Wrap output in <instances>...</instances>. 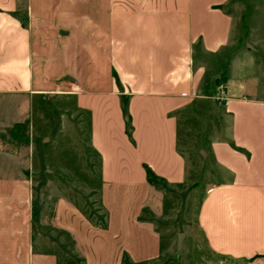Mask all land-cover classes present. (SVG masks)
<instances>
[{
	"label": "crops",
	"instance_id": "0c3cea01",
	"mask_svg": "<svg viewBox=\"0 0 264 264\" xmlns=\"http://www.w3.org/2000/svg\"><path fill=\"white\" fill-rule=\"evenodd\" d=\"M263 23L264 0H0V133L21 127L26 99L71 98L88 117L101 177L95 217L62 196L47 207L42 192L32 200L23 162L0 149V264L168 262L171 230L153 223L147 169L183 195L179 126L209 100L221 106L209 144L220 178L174 264L264 255Z\"/></svg>",
	"mask_w": 264,
	"mask_h": 264
},
{
	"label": "rangeland",
	"instance_id": "374dc122",
	"mask_svg": "<svg viewBox=\"0 0 264 264\" xmlns=\"http://www.w3.org/2000/svg\"><path fill=\"white\" fill-rule=\"evenodd\" d=\"M211 101L201 102L191 109L187 113L186 125L181 123L179 126L178 147L186 159L188 173L183 195L178 190H175L178 197L167 194L161 181L150 174L152 186L145 194L146 203L154 207V225L161 228L162 233L166 228L171 230V237L164 251L169 253V261L146 264H174L177 261L178 235L183 232L188 235L203 193L220 178L209 154V144L214 132L220 129L217 112L221 106L215 100L216 103ZM24 112L21 127L2 129L5 132L0 133V149L17 155L18 163L23 162L26 176L31 177L32 200L38 201V194L42 192L44 204L52 207L61 196L66 197V202L77 208H86L89 215L95 217L96 191L101 177L99 158L90 147L87 115L75 107L73 99L59 97L41 101L26 99ZM189 247L193 261L197 257L196 249ZM183 248V258H186L187 242Z\"/></svg>",
	"mask_w": 264,
	"mask_h": 264
},
{
	"label": "built area",
	"instance_id": "2783aa9c",
	"mask_svg": "<svg viewBox=\"0 0 264 264\" xmlns=\"http://www.w3.org/2000/svg\"><path fill=\"white\" fill-rule=\"evenodd\" d=\"M216 90H217V96L216 100L219 102L227 103L228 97L225 94V87L222 83H217L216 85ZM250 264H264V255L254 257L251 261Z\"/></svg>",
	"mask_w": 264,
	"mask_h": 264
},
{
	"label": "trees",
	"instance_id": "16d2710c",
	"mask_svg": "<svg viewBox=\"0 0 264 264\" xmlns=\"http://www.w3.org/2000/svg\"><path fill=\"white\" fill-rule=\"evenodd\" d=\"M122 114H123V119H124V123H125L126 134L129 137H131V130H132L131 118H130V115H129L128 110H127L126 101H122ZM150 174H151V172L147 169L148 180L150 182H152Z\"/></svg>",
	"mask_w": 264,
	"mask_h": 264
},
{
	"label": "water",
	"instance_id": "95a60500",
	"mask_svg": "<svg viewBox=\"0 0 264 264\" xmlns=\"http://www.w3.org/2000/svg\"><path fill=\"white\" fill-rule=\"evenodd\" d=\"M52 97V94H49L47 96V100H50ZM181 241H182V233H180L178 235V241H177V245H176V256H178L179 252H180V247H181Z\"/></svg>",
	"mask_w": 264,
	"mask_h": 264
}]
</instances>
